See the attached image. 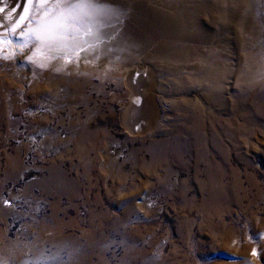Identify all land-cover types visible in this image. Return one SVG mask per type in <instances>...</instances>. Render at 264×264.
Here are the masks:
<instances>
[{"label": "rangeland", "instance_id": "1", "mask_svg": "<svg viewBox=\"0 0 264 264\" xmlns=\"http://www.w3.org/2000/svg\"><path fill=\"white\" fill-rule=\"evenodd\" d=\"M110 1L129 7V0ZM206 1L211 6H219L223 0ZM234 1L242 5L243 12L249 1L253 4V12L262 27H259L260 39L255 38L253 44L264 50V0H224L229 4ZM17 3L20 0H6L0 7L13 9ZM13 38L11 48L19 54L9 60L0 59V76L14 90V94H7L1 102L4 111L0 117L2 264H19L17 260L21 264H36L41 260L48 264H264L263 116L254 113V120H248L252 112L247 115L243 110H236L228 90L225 91L229 95L226 97H230L229 111L203 110L207 128L216 118L240 125L235 145L225 142L222 149L231 166L240 173L243 204L233 205L220 219L209 224L201 206L208 194L200 189L195 194L182 189L183 183L193 176L184 159L171 160L149 174L139 170L135 158L150 161L149 147L153 142L130 138L119 126L118 116L127 97L123 82L40 69L23 55L25 49L22 53L19 51L22 40ZM233 57L236 64L237 57ZM48 62L54 63L51 59ZM38 73L46 79L60 76L69 81L78 79L86 82L87 87L80 93L66 85L51 89L48 83V87L44 84L41 94H35ZM169 77L165 75V79L174 82ZM159 79L169 84L164 78ZM196 87L197 84L189 86L188 95L183 89L177 91L175 84L168 89L176 90L174 97L161 90L156 92L158 95L155 93L164 131L183 125L188 114L181 104L171 107L168 103L182 96L203 99V86ZM86 125L97 132L99 140L81 141ZM87 147L92 149L86 158L82 153ZM209 151L213 152L214 148ZM197 153L200 152L191 149V155ZM205 163H196L197 186L205 181L203 173L209 168ZM90 165L94 167L87 171ZM54 166L67 180L80 185L74 199L69 191L55 194L56 189L49 185L53 183ZM134 185L147 189L148 193L134 194ZM191 195L194 209L190 212L184 209L183 203ZM256 196L257 203L250 204ZM96 200L101 202L97 204ZM57 225L62 230L59 236L54 231ZM253 250L262 255L254 256Z\"/></svg>", "mask_w": 264, "mask_h": 264}, {"label": "bare ground", "instance_id": "2", "mask_svg": "<svg viewBox=\"0 0 264 264\" xmlns=\"http://www.w3.org/2000/svg\"><path fill=\"white\" fill-rule=\"evenodd\" d=\"M163 1L129 0V7L124 8L126 6L123 7L110 0H102V3L121 9L125 15L119 24L115 21H104L106 25L112 26L104 28L105 43L101 44L96 51L81 53L78 61L66 63L63 58H60L62 54L49 52L45 48L41 56L33 59L37 61L35 64L40 69H51L58 74L82 78L97 77L100 80L109 77L115 80V83L123 82L127 97L118 116V124L130 138H137L140 141L148 139L153 142L149 147L150 161L135 158L139 170L149 174L164 167V164H168L171 160L184 159L190 165L193 176L183 183L182 189L190 194H195L194 191L198 189L208 194V198L201 206L205 212V219L210 224L213 220L220 219L222 214L228 212L233 205L243 204L241 196L243 184L241 185L239 180L240 173L237 168L231 166L226 151L222 149L225 142L235 145L240 125L236 123L238 125L236 126L235 123L223 122L224 119L216 118L208 129L205 127L203 110L222 112L226 109L229 111L231 97L230 100L236 110H243L246 114L252 112L248 120H254V113L264 117V53L261 51L262 47L260 50L253 44L256 43L255 38L260 39L258 37L262 27L253 12L254 6L250 3L251 1L249 3L246 1L247 6L244 12L241 11L242 5L236 1L231 4L224 0L221 4V1H217L219 6H211L206 0H193V2L167 0L166 5L164 3L166 0ZM231 35L234 37L231 38ZM30 46L32 48L29 50L25 48L23 54L28 56V59L38 47L36 44ZM233 55L237 57L236 64L232 61ZM47 57H55L51 59L54 63H49ZM39 63L47 66L40 67ZM167 74L173 77L174 82L171 79H165ZM4 78L7 80L8 76ZM46 78L40 73L37 74L34 85L35 94L36 92L41 94L44 84L46 86L48 83L51 89L66 85L80 93L87 87L86 82L78 79L69 81L61 76L56 79ZM159 78H164L162 80L169 84H165ZM172 84L176 85L177 91L183 89L185 94L188 93L189 86L197 84L198 87L200 84L203 86L205 97L190 99L182 96L170 100L171 103L168 105L171 104L173 107L181 104L188 114L183 120V125L164 131L162 127L165 128V124L160 118V110L156 105L158 95L156 92L161 90L174 97L176 90L168 91ZM254 86L256 87L253 89ZM225 90L230 91L229 98L226 97L228 94ZM9 93L14 94V90L6 86L2 75L0 76V117L4 114L1 102ZM195 116L200 120L197 118L195 120ZM158 136H162L163 139L156 140ZM80 138L81 141L92 143L99 138V135L92 127L87 126ZM90 148L84 149L82 153L84 157L87 158L90 155L92 149ZM210 148H214V151L210 152ZM191 149L200 153L191 155ZM199 161L208 163L209 168L203 173L205 181L197 186L195 181L199 173L196 163ZM93 167L90 165L87 171ZM51 181L53 183L48 184L56 189L53 190L55 194L69 191L74 199L79 193L80 185L63 177L56 166L52 168ZM132 191L142 196L148 193L147 189L136 185L133 186ZM191 197L183 203L184 209L190 212L194 209V197L193 195ZM257 201L258 196L250 200V204H256ZM99 202L101 201L96 203L99 204ZM54 231L59 236L62 231L61 226L57 225ZM2 236L0 232V240ZM2 250L4 249L0 244V251ZM17 262L21 264L19 260Z\"/></svg>", "mask_w": 264, "mask_h": 264}, {"label": "snow or ice", "instance_id": "3", "mask_svg": "<svg viewBox=\"0 0 264 264\" xmlns=\"http://www.w3.org/2000/svg\"><path fill=\"white\" fill-rule=\"evenodd\" d=\"M124 15L121 9L101 0H20L13 9L0 7V59L9 60L18 55L11 48L13 37H16L23 40L19 45L21 53L30 45H38L29 57L34 63L37 61L33 58L41 56L45 48L62 54L60 58L66 63L78 61L81 53L94 52L105 43L104 28L112 25L104 21L119 24ZM52 58L55 57H47ZM39 66L47 65L39 63ZM252 254L262 255L256 250ZM36 264L48 262L41 260Z\"/></svg>", "mask_w": 264, "mask_h": 264}]
</instances>
